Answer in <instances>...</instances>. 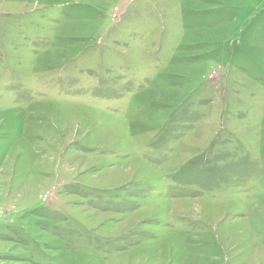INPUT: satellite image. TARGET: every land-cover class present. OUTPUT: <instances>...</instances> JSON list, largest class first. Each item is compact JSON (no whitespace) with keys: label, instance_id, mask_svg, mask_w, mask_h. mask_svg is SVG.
<instances>
[{"label":"rangeland","instance_id":"obj_1","mask_svg":"<svg viewBox=\"0 0 264 264\" xmlns=\"http://www.w3.org/2000/svg\"><path fill=\"white\" fill-rule=\"evenodd\" d=\"M0 264H264V0H0Z\"/></svg>","mask_w":264,"mask_h":264}]
</instances>
